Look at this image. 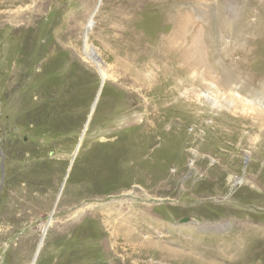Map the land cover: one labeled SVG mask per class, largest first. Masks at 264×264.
<instances>
[{
    "label": "rangeland",
    "instance_id": "1",
    "mask_svg": "<svg viewBox=\"0 0 264 264\" xmlns=\"http://www.w3.org/2000/svg\"><path fill=\"white\" fill-rule=\"evenodd\" d=\"M156 1L176 108L145 47L139 68L107 51L109 0H0V264H32L49 221L36 264H264V0ZM73 9L82 27L48 28Z\"/></svg>",
    "mask_w": 264,
    "mask_h": 264
},
{
    "label": "bare ground",
    "instance_id": "2",
    "mask_svg": "<svg viewBox=\"0 0 264 264\" xmlns=\"http://www.w3.org/2000/svg\"><path fill=\"white\" fill-rule=\"evenodd\" d=\"M44 1H46V0H44ZM109 1H110L109 14H108V16L104 17L101 20V24L100 25L102 27L100 28V31H102L104 29V32L102 34V35H104L105 32L109 31V28L111 27L110 24L112 22H114L115 26L112 27V29L117 30L118 32H120V34H119V37L117 39L112 40L111 43L104 42L107 51L109 50L111 52L120 54V56L122 55L125 58L133 59L135 61V64L139 68L141 66L139 64H144L143 62L147 60L145 57L141 59V57L143 55L141 56L140 49L145 47L146 48V52L150 54V55H148V60H151L153 58L154 59L157 58L156 60L159 61V63H157V64H159V66L161 67V74H162L161 78H163V81H152V80H149V81H146V82H148V84L150 85V89L152 91H154L155 93L158 92V91L160 93L161 90L162 91H164V90L166 91V89L170 85H172L173 88L170 86V88L167 89L170 92V94H169L170 97L168 95V97H169L168 99H169V101H171L172 108H176L178 104H177L176 100H174L173 96L175 97L176 92L178 91V85H177L176 81H167L168 78L174 80L173 79V75L175 74L176 68H177L176 60L174 58V54L172 53L173 50H174V46H175L174 45L175 44L174 43V32L175 31L173 30V27H174L173 26V23H174L173 4H167L166 5V11H167L166 12L167 13L166 14V21H167V25L166 26H167V29H166V36H165L166 39H164V41H160V43H159L157 41L159 39H157L158 29H157L156 25L152 22L155 25V27L149 29L150 27L148 28V27L145 26L146 25L145 24L146 20L145 21L143 20L144 17L146 18L147 13H149V12L151 13V11L156 12V13L159 12V8H160L159 7V2H157L156 0H109ZM63 17L67 18V20L61 21V19H63ZM85 18H86V15L84 13L79 12L77 9H73L66 16H61V14H55L53 17L49 16V19L47 20L48 21L47 22L48 23L47 26H48V28L50 27L49 28L50 30H52L54 27H56L58 25H60L63 28H65L66 31L67 30H73V29H76V28L80 27L81 24L83 23V21L87 20ZM150 19L148 20L147 25L150 24L152 26L153 24L150 23ZM91 22L92 21H90L89 25L85 26L86 28H88V31L91 28ZM163 35H165V34H163ZM157 42L159 44H161V43L162 44L158 45ZM158 51H160V52H158ZM162 52H164V54H162ZM114 53H112V54H114ZM117 54H116V56H117ZM149 58H151V59H149ZM9 73H10V71H9ZM183 73H185V72H183ZM159 74H160V72H159ZM175 77H178V76H175ZM158 78H159V76H158ZM149 100H151V98ZM145 101L147 102L148 100L145 98ZM182 101H183V98H182ZM147 103L149 104V102H147ZM34 104H36V102ZM164 104H165V102H164ZM78 105H80V104H78ZM85 105H86V103H85ZM150 105H151V103L149 104V106ZM36 108L38 109V105L37 104H36ZM36 108H33V112H32L33 117L36 114V110H35ZM176 112H178L177 109L175 110V113L172 114V116L169 115L170 117L169 118L167 117L168 120L166 119L167 120L166 122H168L167 124H168V127L170 129H173L178 124V122L176 121V118H177L176 117L177 115H175ZM81 113H82V111H81ZM222 115H224V114H222ZM158 118H159V120L161 118L164 119L162 114L161 115L159 114L157 108H155V109L151 108V110L148 109L146 117H145V119L143 120L142 123L144 124L148 120V121H150V126L145 131H141L140 132L141 137H143V139H146V143H145L144 148L147 147V149H150L151 146H153L157 142L161 141V138L159 137V134H158L159 132L158 131L160 130V128H162V125L160 124V126H158V124H159L160 121H163V120L161 119L157 123ZM88 128H89V125L86 126V131H87ZM82 140H83V136L81 137V141ZM141 145H143V144H141ZM80 148H81V144L79 143L78 147L76 148V151H75V154L73 156V159L76 157V153H77V151ZM123 154L125 155V152H123ZM123 158H125V156H123ZM143 169H144V171H146L147 167H143ZM151 170H154V169H151ZM148 174H150V172ZM147 188H148L147 186H146V188L144 186V189H142V191L143 192H145V190L147 191L148 190ZM147 193H149V192H147ZM28 205L31 206V204H29V203H28ZM103 222L106 225L111 226L110 223L112 222V220H110L109 218L106 220V217H104ZM51 223L52 222L49 221L47 224H45V226L43 228L42 238H41V241L39 242V245H38V248L36 250V254L34 256V260H33L32 264H36L37 263V259H38L39 255L41 253L40 250H41L42 246L44 245V242H45V239H46V236H47L46 234H47V231L49 230L48 228H49ZM130 236L133 239L134 235L133 234L131 235V233H129L128 230L124 231V227H123V228H121V230H117V232L114 233V235L112 237H115V238H118V239H122V240H126ZM136 240H137V238H136ZM47 247H48L47 250H49L50 249L49 247H51V245L49 246V244H48ZM212 249H213V247H212ZM213 251H214V249H213Z\"/></svg>",
    "mask_w": 264,
    "mask_h": 264
},
{
    "label": "water",
    "instance_id": "3",
    "mask_svg": "<svg viewBox=\"0 0 264 264\" xmlns=\"http://www.w3.org/2000/svg\"><path fill=\"white\" fill-rule=\"evenodd\" d=\"M186 220H187V218L183 219V221H186Z\"/></svg>",
    "mask_w": 264,
    "mask_h": 264
}]
</instances>
